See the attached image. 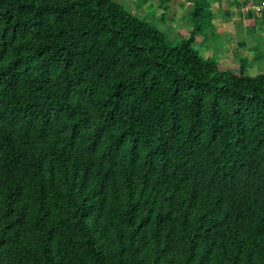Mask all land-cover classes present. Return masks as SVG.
Returning <instances> with one entry per match:
<instances>
[{
  "label": "trees",
  "instance_id": "16d2710c",
  "mask_svg": "<svg viewBox=\"0 0 264 264\" xmlns=\"http://www.w3.org/2000/svg\"><path fill=\"white\" fill-rule=\"evenodd\" d=\"M200 32L0 0V264H264V73L219 71Z\"/></svg>",
  "mask_w": 264,
  "mask_h": 264
},
{
  "label": "rangeland",
  "instance_id": "374dc122",
  "mask_svg": "<svg viewBox=\"0 0 264 264\" xmlns=\"http://www.w3.org/2000/svg\"><path fill=\"white\" fill-rule=\"evenodd\" d=\"M115 1L158 29L173 46L180 45L181 30L191 31L199 26L202 42L195 47L203 56L214 58L219 71L247 65L253 76L264 73V24L260 15H249L252 7H238L232 0L223 6L219 0H211L214 18L208 22L206 17L192 16L195 0Z\"/></svg>",
  "mask_w": 264,
  "mask_h": 264
},
{
  "label": "built area",
  "instance_id": "2783aa9c",
  "mask_svg": "<svg viewBox=\"0 0 264 264\" xmlns=\"http://www.w3.org/2000/svg\"><path fill=\"white\" fill-rule=\"evenodd\" d=\"M250 7L254 8V9L257 7V9L261 10L264 7V2L262 4H258V5L251 4ZM250 7H248V8H250Z\"/></svg>",
  "mask_w": 264,
  "mask_h": 264
}]
</instances>
